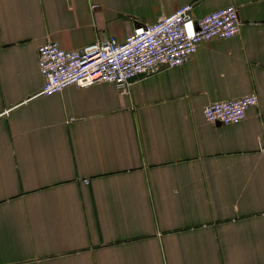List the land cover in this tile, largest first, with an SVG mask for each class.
Masks as SVG:
<instances>
[{
  "label": "crops",
  "instance_id": "obj_1",
  "mask_svg": "<svg viewBox=\"0 0 264 264\" xmlns=\"http://www.w3.org/2000/svg\"><path fill=\"white\" fill-rule=\"evenodd\" d=\"M191 5L239 33L184 65L43 96L65 50ZM254 94L236 125L202 110ZM0 264H264V0H0Z\"/></svg>",
  "mask_w": 264,
  "mask_h": 264
},
{
  "label": "built area",
  "instance_id": "obj_2",
  "mask_svg": "<svg viewBox=\"0 0 264 264\" xmlns=\"http://www.w3.org/2000/svg\"><path fill=\"white\" fill-rule=\"evenodd\" d=\"M191 10V5L180 7L135 29L123 42L102 38L80 49L65 50L46 41L37 48V68L44 80L42 95L50 97L71 86L86 89L101 83L127 93L131 78L151 75L162 67H180L197 53L201 43L228 40L239 33L241 23L232 5L198 20ZM257 105V96L251 94L211 103L202 113L208 124L236 125Z\"/></svg>",
  "mask_w": 264,
  "mask_h": 264
},
{
  "label": "water",
  "instance_id": "obj_3",
  "mask_svg": "<svg viewBox=\"0 0 264 264\" xmlns=\"http://www.w3.org/2000/svg\"><path fill=\"white\" fill-rule=\"evenodd\" d=\"M137 77H141V76H136V77H133V78H131L130 80H133V79H135V78H137Z\"/></svg>",
  "mask_w": 264,
  "mask_h": 264
}]
</instances>
